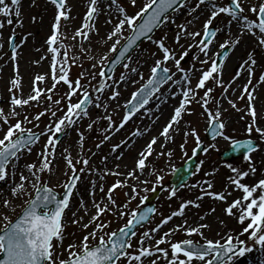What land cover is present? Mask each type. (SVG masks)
I'll return each instance as SVG.
<instances>
[{
	"label": "snow or ice",
	"instance_id": "6c2138e0",
	"mask_svg": "<svg viewBox=\"0 0 264 264\" xmlns=\"http://www.w3.org/2000/svg\"><path fill=\"white\" fill-rule=\"evenodd\" d=\"M136 2L137 0H131L133 6ZM21 3L22 0H10V3L6 2V0H0V17L5 18L0 20V29L5 27V23L11 25L13 23V16L17 18L21 17ZM246 3L248 5L247 7H245ZM51 4L55 6L56 14L52 24V33L46 40V44L49 46L47 51L52 54L51 79L53 80V84L46 90L42 89L38 85L39 82L45 80V76L37 75L34 78V87L31 93L26 98L22 95H17L16 92L21 88V80L17 66V76L11 80V87L8 89L11 93L10 110L6 113L4 108L0 107V120L3 121V125H0V132H2V135H0V182L7 183L9 180L13 181V186L10 191L16 198L25 194L29 196V199L25 202L22 214L15 222H12L7 216L4 217L6 222L3 228L0 229V232H2L0 234V257H2L0 258V264H146V262L147 264H158L161 257L167 264H231L234 258L243 257L246 253L253 250L246 240L240 239V236L244 234H248V239L254 245H258L261 250H264V178H260L255 183H248L245 180L246 177H249L250 174L257 171L255 164L252 162L251 154L256 152L259 146L254 144L251 138L237 140L226 135L224 131L226 124L220 119L221 111L219 107H217L215 112L208 109L209 98L213 92V88L206 87L209 81H212L214 84L223 85L220 79L222 65H218L215 59H212L209 65V59L207 58L210 45L213 44L218 33L223 31L221 27L214 24V21L221 14H224L229 18L225 25L226 29L230 30L229 26L233 23L238 25L237 32L239 35L235 41L222 43L220 45L221 49L227 48L230 43L239 45L244 35L255 37V46L264 49V0H256L255 3L252 0H229L228 4L222 5L217 4L216 0H148V3L132 15H129L125 8L120 6L118 0H110L108 5L109 8L115 5L118 12L123 14V17L118 19L113 25L112 31L107 35V40H114L108 51L117 54L114 60L109 62L112 67L116 63L123 61L126 58L128 50L142 37L151 40L152 37L149 34L160 26L162 17L165 21L172 20V17L168 15L169 10L174 12L183 10L186 4L191 5V11L188 13L189 16L198 14V10H208L202 32L189 31L188 25L192 23L191 21H188L186 24L177 25L178 33L175 36V43L180 45L182 38H191L193 41H196L195 44H189L188 48H199V51L204 53L206 57L201 61V64L208 65V67L206 70H201V75L198 78V83L195 85V88L189 86L182 90V99L179 105L175 107L174 114L160 135L164 137L165 141L171 139L170 131H178V129L174 128V125L180 123L186 112H191L188 106L196 99V90L205 89L203 97H201L203 101L202 107L207 113L208 124L212 129L213 139H216L217 136L222 137L225 140L231 141L234 151L245 150L243 159L248 162V170L236 168L231 164L227 165L234 174L228 178L230 184L233 186V191H239L241 195L234 198L225 208L226 214L235 217L238 223L242 225V230L235 235L232 233L222 235L219 240L215 241L205 238L204 243H198L193 239L172 242L170 238L176 232L183 231L189 237L193 235L203 237L202 230L210 227L206 223H200L198 226L192 227L188 225V221L185 219L174 228L164 232L158 239L156 238L155 234L159 233L164 225H167L173 217L184 216L185 209L190 205L197 208L200 207L198 201L202 200L204 196L219 201H227L228 197L232 195V192L227 189L221 192L211 191L214 188V184L211 180H206L204 182L206 187L201 186L203 195L198 196L195 201L188 200L183 202L178 210L173 211L171 215L164 217L158 224L144 230L139 235L137 234V226L143 222L150 223L151 215L156 213V208L147 207L143 211H140V205H137L136 209L129 211H121L120 209L121 207L128 209L131 201L139 195L137 186L130 184L129 181L133 179L139 180L140 174L148 167V158L153 155V146L157 144V138L153 137L147 143L146 150H141L138 153L135 158L134 167L129 171L120 173L105 169V174L111 172L113 175H123L124 179H118L107 189V202L97 203L93 199L92 203L96 211L91 215L87 223L81 224L82 229L87 230L91 227V231H88L78 244L75 242L69 243L66 248L63 246V241L66 238L65 228L67 227L66 210H70L74 190L82 178L77 172L83 173L85 171H91V169L87 168L89 159L82 158V163L85 167L77 169L70 156L65 157L67 165L71 169V175L67 182L63 184L64 193L62 198L59 199H57L52 188L48 187L45 183H41L39 173L45 171L50 172L52 170L56 155V146L60 143V134H66L67 129L76 125L85 116H88L89 105L94 104L95 107H104L106 110L108 101L116 100L120 95L118 83L126 80V77L120 75L118 80H114L111 84L107 83V80L112 79L109 75L112 67L105 64V61H108V56L102 55L99 61L98 73L81 72L77 78H71L69 59H71L72 63H76V57L70 58L68 56V50L62 42V29H67V24H62V20H69L70 8L67 5V0H51ZM102 11L100 0H89V6L82 27L75 31L72 39L82 37L84 40H90L89 33L95 29L94 21ZM32 19L33 21L36 20L35 17ZM106 22L112 23L111 20ZM125 28L130 30V35L127 37L123 35ZM197 37H201V39L196 40ZM13 38L14 34L9 37L10 44ZM121 39L125 41L124 44H121ZM166 40L167 36L153 41L161 50L163 59L155 61L154 66L151 68V78L147 84L139 92L132 94L131 100L126 105L127 113L118 127L112 123L111 116L107 117L109 127L106 129L103 141L111 138L107 133L122 129L135 112L148 103L153 93L158 91L160 84L172 79L171 75H169L170 69L163 66L167 61L173 60L175 67L179 71H185L181 67V60L189 55V51L185 50L180 54V58L177 59L174 50L166 46ZM0 47H3V45H0ZM61 48L64 49L63 57L58 60L57 57L61 55ZM83 51L88 50L83 49ZM11 59L13 61L17 59V46L12 47ZM127 59L130 61L131 57L129 56ZM244 65H248L246 69L249 74L247 83L250 85L252 84V76L257 65V60L254 58L252 52L248 54ZM97 66L96 63L92 64L93 69L97 68ZM105 68H108V72L105 71ZM123 68L129 69L133 73L137 72L136 68L129 67V63H124ZM86 76H90L91 80H96L97 76L99 77L97 85L93 87V91L96 93L103 94L106 88L112 89L111 94L105 101H101L100 95H97L94 99L91 97L89 88L92 85L86 79ZM141 78L143 77L141 76ZM184 80L188 81L190 85V78L187 74H185ZM259 81L264 82V74L259 76ZM61 82L67 86V92L60 98H54V90ZM223 90L225 93L228 91L227 88ZM254 91L255 89L249 91L247 86L243 88V92L247 94L248 101L246 110L251 117V123L247 125L246 132L249 137L253 133H256L259 139L264 140V127L259 126L258 123V111L254 104L256 100V96L253 95ZM42 97L50 102L43 111L38 112L33 119H29L27 115H24L22 120L16 119L14 123L12 122L13 118L20 116V113L16 110L17 108L23 109L33 101L39 104L42 102ZM73 97L77 98L75 102L73 101ZM240 99H244V96L242 95ZM62 101H66L63 107L61 106ZM199 102L197 101V103ZM229 103L233 108L236 107L233 101L229 100ZM65 108L66 111L64 110ZM57 112H60L61 115L57 116ZM46 114H50L53 119L50 120L43 131L37 133L32 128L24 127L25 121L32 124L33 120L38 122ZM93 123L88 124L89 130H92ZM34 127L38 128L39 123L34 124ZM139 134V129L133 133V135ZM189 134L195 137L197 145L193 149V154H195L200 148L201 139L197 134V130L192 128L190 133H184L185 143H187L186 138ZM42 136H47V141L42 151L38 154L39 164H26L25 168L30 175H25L21 171L19 182L17 183L15 179L18 171L17 161L20 160L25 150L30 153L32 146L38 143ZM79 139L82 148L84 141L83 132L79 133ZM124 143L127 144L128 141H124ZM100 146L101 144L96 145L97 148H100ZM119 148H121V144H116L112 147V151L116 152ZM183 148L184 144L181 145V149ZM204 151L206 152L207 149H204ZM65 152H67V149H65ZM159 155L163 156L165 153L161 152ZM166 155L171 157L172 152L169 151ZM104 160H107V157H104ZM77 163H81V161L78 160ZM116 167L119 168V165ZM155 171L153 169L150 175H154ZM65 175L68 174L65 173ZM208 175L213 176L214 172L208 173ZM162 180V176H157L156 184H161ZM28 183H31V187L35 192L34 198H32L31 193L27 190L26 185ZM142 183L147 184L148 181L144 180ZM124 187H130L131 191L125 193L128 199L121 205L118 204L113 194L117 189ZM193 187H196V185H193ZM100 191H105L103 186L100 187ZM144 191L147 192L149 189L145 188ZM151 191H156V188L153 187ZM175 195L176 190L173 188L171 190V196ZM147 199L148 197L146 195L140 197L141 204L147 201ZM10 203L11 201L7 199L3 200L5 207ZM80 207L84 208L87 213L85 202L82 198L80 200ZM211 211L214 212L215 209L213 208ZM107 213H111L117 219H122L125 216L129 218L116 231H105L112 223L111 220L106 221L104 219ZM72 216L73 220L71 222L74 224H80L83 220V217L77 218L76 211L72 212ZM204 218L203 216L200 217L201 220ZM133 238L136 240L135 244L133 243ZM162 244H165L166 247H160Z\"/></svg>",
	"mask_w": 264,
	"mask_h": 264
},
{
	"label": "rangeland",
	"instance_id": "374dc122",
	"mask_svg": "<svg viewBox=\"0 0 264 264\" xmlns=\"http://www.w3.org/2000/svg\"><path fill=\"white\" fill-rule=\"evenodd\" d=\"M21 3V17L17 18L15 16L12 17L13 23L11 25H8L5 23V27L3 29H0V45H3V47H0V55L2 52H4L6 55L12 56V51L9 50V37L13 36L16 37V41L14 46H17L20 48H23L22 51H26L27 49L32 48L33 43L29 42L31 40L30 35H32V28L38 23L39 16L41 14V9L43 7V4H48L51 7L50 12V18H53L56 14L55 6L51 4L50 0H26ZM105 1L110 3V0H100V7L105 3ZM6 2L10 3V0H6ZM121 7H124L126 12L129 15L135 14L138 12L146 3H148V0H137L136 4L133 6L131 4V0H118ZM253 3L256 2V0H252ZM24 4V8L23 7ZM217 4L222 5V2H217ZM67 5L70 8L69 13V19L71 18L73 23V28L78 29L82 27V24L84 22V17L86 15L87 8L89 6V0H67ZM247 3L245 4V7H247ZM112 10L116 12L117 17L122 18L123 14L118 12L115 5L112 6ZM207 10V9H206ZM191 11L185 9L182 10L179 13H175L171 15L172 20L165 21L163 26L159 31L156 32L154 37H152L151 40L143 43L140 45L130 56L131 60H127L126 63H129L130 68H136L137 72L133 74L129 69H124L123 65L113 74L112 79L107 80V83L111 84L114 80H118L120 75H124L126 79L129 76H132L134 79V83L131 86H128L123 88V81H120L118 83V91L120 92L119 96H124L123 98L128 99L126 102V105L133 94L134 91H136L146 80L147 76L151 73V68L154 66V63L156 60H162L163 55L161 50L158 48L157 44L153 41L160 40L163 37L167 36L166 40V46L170 47L174 50L176 54V58H180V54L184 52L185 50L189 51V55L185 57L184 59L188 58L185 63H183L184 59L181 60V67L184 68V72L179 71L174 64L173 60L167 61L163 66L170 69V71L173 74V77L170 81V84L168 85V88L166 90H162L160 94H158L151 103L148 104V106L153 105L154 102L162 97L165 96L168 92L172 91L174 87H178L177 83L182 82L186 83L184 80L185 74H187L190 78V85L188 83V87L191 86L195 88V85L198 83V78L201 74V70H206L208 65H202L201 61L204 60L206 57L204 53L199 51V48L192 47L191 49L188 48L189 44H195L196 41H193L191 38H182L180 41V45H177L175 43V36L178 33L177 25L180 24H186L188 21H191L192 23L188 25L189 31H201L203 29V24L205 23L208 15L207 11H201L198 10V14H193L191 16L188 15V13ZM101 15H98L94 21L95 29L93 31H96L99 29V27L102 25L98 24V20L100 19ZM33 17L36 18L35 21H33ZM5 19L4 17H0V20ZM115 18H109L108 20H111L112 23L105 22V25L107 26V30L109 32V27L111 25L115 24ZM107 20V21H108ZM229 18L221 14L220 17H217L216 21H214V24L218 25L223 29L221 33H218L216 39L213 41V44L210 45V51L208 54L209 59V65L211 63L212 59H215L216 54L218 53L219 47L222 43H225L226 41H235L239 33L237 32L238 25L233 23L231 26H229V29L225 28V25L227 24V21ZM174 21V22H173ZM66 21L62 20V24H65ZM48 28V27H47ZM89 33L90 40H84L82 37H76V39H71V34H67L66 36L63 35V45L68 50V56L76 57V63H72L71 59H69V64L71 65V71L70 76L71 78L75 79L78 77V75L81 72H99V61L102 55H107L108 60L113 55V53L109 52L108 49L110 48L111 44L114 42V40L110 41L108 44L104 46H99L98 41L96 39V34L94 32ZM130 32L127 28H125V31L123 33L124 37L127 36V34ZM49 31L48 29L45 30L44 36L48 35ZM72 33V32H71ZM95 36V37H94ZM115 39V38H114ZM200 37H197L196 40H199ZM123 39H121V42ZM59 43V42H58ZM256 39L255 37L251 35H244L239 45H233L229 44L228 47L231 48V51H241L239 53V56L237 57L236 63L233 65L232 69L230 70L231 73L223 82V85L214 84L212 81H209L206 87H212L213 92L211 93V96L209 98V104L208 109L212 112H215L217 110V107L219 106V103L221 102V98L227 99L226 101V108H221V117L220 119L225 122L226 128L224 129L226 135L229 137H232L233 139L237 140H244L251 138L253 141L259 146L258 150L254 153H252V162L255 164L257 171L253 174H250L249 177H246L245 180L248 183H255L260 178H264V174H259V158L264 153V140L259 139L258 134L253 133L251 137L246 132V127L249 123H251V117L246 113V105H247V94L243 92V89L240 88L236 92L233 88L237 86V83H233L232 81H227L230 79V77H234L237 72L242 70L244 72L243 77L248 76L247 68L248 65H244V61L247 59L248 54L250 52L253 53L254 58L257 60V65L255 66V79L252 78V84L254 83L259 84V77L256 79L257 75L264 69V49L257 48L255 46ZM71 45V48L70 46ZM183 45V47H181ZM69 48V49H68ZM83 49H87L88 51H83ZM70 50V51H69ZM254 51V52H253ZM19 51H17L18 53ZM61 56L63 57L64 49H60ZM96 53L97 57H95L94 60H92L91 53ZM36 58L35 56H32V54H28L24 61L28 63V65L31 63L33 64ZM107 61H105L106 64ZM96 63L98 66L97 68L93 69L92 64ZM11 64H14L13 62ZM235 69V71H234ZM141 76L143 78H141ZM86 79L90 81V84L92 87L89 88V92L91 97L94 99L97 95H100L101 101H105L107 97L111 94L112 89H105V92L103 94L96 93L93 91V87H95L99 81V77L97 76L96 80H91L90 76H86ZM125 84V83H124ZM263 91L261 92V95L259 97V105H264V83H262ZM224 88H227L228 91L225 93ZM242 89V90H241ZM250 91V86L248 87ZM55 91V97L54 98H60L64 93L67 92V86L64 85L62 82L61 84L57 85ZM175 91V89H173ZM196 99L192 102L191 105H189V109L193 110L192 114H189L186 112L183 115V118L181 119L180 123L178 124L177 128L178 131H175L172 138L169 140L168 148L163 149L161 152H164L165 155H157L156 157L152 158L148 162V167L143 171L142 173V180L139 186L137 187V191L139 195L136 199L132 200L129 204L128 209H123L121 207V211H129L131 209H136L137 205L141 206V200L140 197L142 196H149L151 193V189L153 187L157 188L159 185H164L168 181L172 171L180 166L184 161L191 157V154L193 152V149L196 146L195 137H193L191 134L187 136V143H185V132H191L192 128H195L197 130V134L201 137V143L204 145V149H207V151L203 152L198 157V166L192 176V178L189 180V182L176 191L175 196H171L170 188L167 187L165 191L160 195V197L155 202L156 205V213L151 218V222L148 223L144 228L137 231V234L139 235L144 230L151 228L158 224L164 217H167L171 215L173 211L178 210L179 206L188 200L195 201L198 196L203 195L201 192V186L206 187L205 181L211 180L214 184V188L211 189V191L221 192L227 189L228 191L232 192V195L228 197L227 201H219L215 200L211 197L204 196L202 200L198 201L200 204V207H193L189 206L185 209V215L184 216H177L173 217L171 221L167 225H164L163 228H161L160 232L164 233L168 231L171 228H174L177 224L182 223L183 220L187 219L188 225L195 227L198 226L200 223H206L210 227L203 229V237L199 235H193L189 237L185 232L179 231L176 232L170 239L172 242L176 241H182L184 239H193L194 241L198 243H204L205 238L211 239V240H219L222 235H226L228 233L237 234L242 230V225H240L237 221V219L233 216H229L225 212V208L227 207V204L230 203L234 198L238 197V192L233 191V186L229 182V177L234 175L231 172V169L227 167L228 164L233 165L236 168L248 170V162H246L243 158L234 160L231 163H225L222 162L219 158V153L222 150L227 149L231 145V141L225 140L222 137H217L215 140L206 142L203 138L204 131L207 128L208 125V116L207 113L204 111V108L202 107L203 101L201 100V97H203L205 89H197ZM177 90L175 91V93ZM244 96V99H240L241 96ZM118 96V97H119ZM11 93L8 91L6 93V98H10ZM77 98L73 97V101L75 102ZM180 100V99H179ZM229 100L233 101L236 104V107L233 108L232 105L229 103ZM112 101L109 100L108 103ZM197 101H200L197 103ZM177 102V100H176ZM50 102L47 101L45 98L42 97V102L37 104L36 102L31 103L29 106L24 107V109L20 110V116L13 118L12 122L14 123L16 119L22 120L24 115H27L29 119H33V117L40 111H43L45 107L48 106ZM66 103V101H62L61 106ZM157 105L160 103V99L155 102ZM178 104V102H177ZM222 104V103H221ZM220 104V105H221ZM120 109L117 113H115L112 110H105L104 107L97 108L94 104L89 105V115L85 116L83 119L79 120L81 124L76 127V125L72 126L71 128L67 129L66 134H60V143L56 146V151L59 152V154L62 157V163L64 167V171L60 172L59 175L55 178L53 181V178H50L49 175L52 172H55L57 168H52V170L45 171L43 173H39L41 176V183L47 184L48 187L52 188L55 192L58 194L62 193L64 191L63 184H65L71 175V169L67 165V161L65 157L70 156V158L73 160V163L75 164L77 169H80L82 167H85L82 163V158L89 159V165L87 168L91 169V171H85L83 173L77 172L78 175H80L82 178L77 184L75 192L83 190L86 194V200L90 201L89 198L92 197V199H98L101 198L103 195H106L107 189L111 187L113 183L117 181L116 176H109L104 173H93L95 170L98 171V164L99 160L102 157H105L108 153L113 152L112 147L116 144H123L124 141L128 140L125 139L128 134H132L138 129L137 123L142 120L144 117V113L148 111V108H145L144 112H141L140 114H137L136 116L132 117L125 126L120 131H112L110 133H107L111 136V138L107 141H103V136L106 134V129L109 127V121L107 120L108 116L112 117V123L117 126L120 122H122L123 117L125 116L124 110ZM156 106H152L153 111H150V116L154 115V110L156 109ZM66 111V108L64 109ZM171 114V111L169 112ZM61 113L57 112V116H60ZM153 118H148L150 121L154 120ZM53 119L50 114H46L44 117H41L40 121L33 120L32 124L24 122V127L26 128H32L34 132H41L45 129L46 125L50 122V120ZM90 120V123H93L92 130L88 129V121ZM82 121V122H81ZM77 122V123H78ZM39 123V127H34V124ZM0 125H3V121L0 120ZM6 127V126H4ZM75 127V128H74ZM261 127H264L262 125ZM73 129V130H72ZM83 132L84 134V141H83V147L81 148V142L79 139V133ZM117 133V134H116ZM116 134V135H115ZM47 141V136H42L38 143H36L34 146H32V151L29 153L26 150L23 152L21 158L17 163H24L25 165L28 163H34L36 156L42 151L45 143ZM103 141V143H101ZM75 144L76 150L74 152V155L70 154V150L72 145ZM101 144L100 148H97L96 145ZM184 144V148L181 149V145ZM215 145V147H213ZM122 146V145H121ZM193 147V149H192ZM65 149H67V152H65ZM192 150V152H191ZM171 151L172 156L168 157L166 155L167 152ZM160 152V153H161ZM191 152V153H190ZM95 153V155H93ZM98 153V154H97ZM187 153V155H185ZM81 161V163H77V161ZM130 166H132V163H130ZM153 169H155V174L150 175L151 172H153ZM199 169V170H198ZM213 176H209L208 173H213ZM67 173L68 175H65ZM93 173V174H92ZM100 174V175H99ZM28 175H30L28 173ZM157 176H162L163 180L161 184H156ZM147 180L148 183L144 184L142 181ZM94 182V185H93ZM132 182V181H131ZM100 185L103 186L104 192H101L97 189V187ZM193 185H196V187H193ZM8 184L0 182V202H2L3 198L5 197V193L8 192ZM27 190L31 195L33 194L34 190L31 187V183L26 185ZM147 188L149 191L145 192L144 189ZM120 190H116L114 192V198L117 200L118 204H123L127 201V197L125 193H128L131 191L129 187L119 188ZM98 190V191H97ZM76 193H74L75 196ZM94 194V195H93ZM8 198L11 203L9 204L8 208L3 210V214L0 215V229L3 228L4 223L6 222L4 220V217L7 216L11 221L15 219V217L18 216L20 211L25 206V202L29 199V196L27 194L16 198L12 194ZM171 197V198H170ZM73 198V197H72ZM105 202L106 198H105ZM73 204V203H72ZM78 204L75 203L73 207L75 209H78ZM72 207V205H71ZM215 209L214 212L211 211V209ZM14 209V210H13ZM82 208L79 209V211ZM67 211V210H66ZM95 208H93L91 215L95 213ZM78 213V212H77ZM205 217L203 220L200 219V217ZM67 217V212H66ZM91 217V216H90ZM89 218H83V220L80 222V224H74L71 223L69 220H66L67 227L65 228L66 238L63 241V246L66 248L69 243H79L82 237L88 232L91 231V227L87 230L81 228V224L87 223L89 221ZM128 216H125L122 219H117L114 217L111 213H107L104 216V219L111 220L112 223L109 225V228L105 231H116L119 227H122L123 224L128 219ZM223 221V223H221ZM240 239H244L247 241L248 245L252 247V251L249 253H246L243 257H237L234 258V260L231 262V264H264V258L262 260H253V258H257L255 255L257 253L259 254L261 250L258 245H254L251 240L248 239V234H244L243 236H240ZM95 243V241H93ZM133 243H136L135 238H133ZM160 247H166L165 244L160 245ZM66 255V254H65ZM249 255L252 256V259H249ZM158 264H167V262L164 263V261L159 260Z\"/></svg>",
	"mask_w": 264,
	"mask_h": 264
},
{
	"label": "bare ground",
	"instance_id": "6f19581e",
	"mask_svg": "<svg viewBox=\"0 0 264 264\" xmlns=\"http://www.w3.org/2000/svg\"><path fill=\"white\" fill-rule=\"evenodd\" d=\"M24 0L23 2H25ZM108 2H105L101 7L103 9L102 13L100 14V19L98 20V24L102 25L100 26L98 31H93L96 35V39L98 41L99 46H104L108 44L112 40H107V35L112 31L113 25L109 27V32L107 30V26L105 25V22L109 18H115V23L120 19V17H117V14L115 11L112 10V7H108ZM24 4L23 7L24 8ZM50 12H51V7L48 4H43V7L41 9V14L38 19V23L32 28V35H30L31 40L29 42L33 43L32 48L27 49L26 51H22L23 48H19L17 51V59L13 61L11 59V56L6 55L4 52L0 55V107L4 108L5 112L7 113L10 110V98H6V93L8 92V89L11 87V80L13 78H16L17 76V66H18V72H19V78L21 80V88L16 92L17 95H22L24 98H26L32 91V88L34 87L33 81L34 78L37 75H43L45 76V80L43 82H39V87L42 89H48L52 86L53 80L51 79V57L52 54L47 51L48 45L46 44V40L52 33V24H53V18H50ZM67 24V29H62L63 35L71 34V39L73 35L75 34V31L77 29L73 28V23L74 21L70 18L68 21L65 22ZM48 27V28H47ZM48 29L49 33L48 35L44 36L45 30ZM79 29V28H78ZM72 32V33H71ZM94 36V37H95ZM241 51H233L230 56L225 60V62L222 65V71H221V78H224L225 76H229L231 73V69L233 65L237 61V57L239 56V53ZM32 54V56H35V62L33 64H29L24 61V58L28 55ZM92 60L97 57L96 53L94 52L93 54L91 53ZM58 60L62 59V56L57 57ZM14 64H11V63ZM134 74V73H133ZM239 74V75H237ZM237 74H235V80L234 82L237 83V86L234 88V91L236 92L240 88L245 87L247 83V77H243V74L241 71H239ZM134 79L132 76H129L126 80L123 81V88L128 86H131L134 83ZM125 83V84H124ZM263 84H257L255 85L253 89L255 91L253 92V95L256 96V100L254 101L255 107L257 108L258 111V123L259 126L264 125V105L260 106L259 105V97L261 95V92L263 91V88H261ZM184 87L183 83H179L178 89L182 92ZM174 93H169L164 101L159 105V108L157 111L154 113L155 118L154 120L150 121L148 118H143L140 120L137 125L138 129L140 130L139 135H135L134 138L128 142L124 147L119 148L116 150V152H110L108 153L105 157H107V160H104V157H102L99 160V164L97 166L98 171L102 172L105 174V169L112 170V172H120V173H126L129 171L132 167H134L135 164V158L137 157L138 153L141 150H146V145L148 142L153 137L157 138V144L153 146L154 151L153 155L148 158L147 163L149 160L152 158L156 157L163 149L168 148V143L169 140L165 141L164 137L160 135L162 132L163 128L166 126V124L169 122L172 114V110L175 109L176 106V101ZM124 96H119L117 97L116 100H112L108 103V110H112L115 113H117L120 109H123L125 104H126V99L123 98ZM182 99V97H181ZM226 101L227 99L221 98V102L219 103V109L221 108H226ZM35 102V101H33ZM31 102V103H33ZM228 102V101H227ZM222 103V104H221ZM248 103V101H247ZM221 104V105H220ZM26 107V106H25ZM24 109V108H23ZM17 112L22 110L21 108L16 109ZM171 111V114L169 112ZM247 113V110H246ZM82 122V121H81ZM90 123V120L88 121ZM81 123L78 122L76 127H78ZM178 125H174V128H177ZM6 128V127H5ZM75 128V127H74ZM73 130V129H72ZM175 131H170V136L174 135ZM0 135H2V132H0ZM76 150L75 144L72 145L70 154L74 155V152ZM37 158L35 159L34 163L39 164V156H36ZM119 157V158H118ZM130 163H132V166H130ZM119 165V168L116 166ZM259 174L263 175L264 174V153L260 156L259 158ZM17 168L18 171L16 173V182H19V176L20 172L23 171L25 175H28V172L25 168L24 163H17ZM52 168H57L55 172L50 173L49 177L53 178L52 180L54 181L55 178L59 175L60 172L64 171L63 163H62V157L59 154V152L56 151L55 155V160H54V166ZM109 175L111 172L108 173ZM119 179H124V176L121 175L119 176ZM31 180V177H30ZM142 180V174H140V179L139 180H130V184H134L137 187L141 183ZM132 181V182H131ZM8 186V192L5 193V197L3 200L10 198L11 196V188L13 186V181L9 180L7 182ZM29 184V183H28ZM27 184V185H28ZM130 188V187H129ZM238 196L241 195L239 191ZM81 198L85 202V207L87 209V213L85 212V209L82 208V211H79L80 207V200ZM2 202H0V215L3 214V210H5L7 207L4 206ZM90 201L86 200V194L83 190L77 191L75 196H73L71 200V205L70 210L67 211V217L66 220H69L70 222L73 220L72 212L76 211L77 213V218L78 217H85L86 219L91 216V212L93 210V199L92 197L89 198ZM97 203L99 202H105L103 200V197L98 198L95 200ZM73 203V204H72ZM77 203L78 204V209L76 210L73 205ZM72 223V222H71ZM156 238L158 239L160 236L163 235V233L159 232L156 233ZM154 243V241H152ZM159 255V254H158ZM258 260L264 258V251L260 252L259 254L255 255ZM249 259H252V256L249 255ZM166 262L162 257L161 259ZM147 264V262H146Z\"/></svg>",
	"mask_w": 264,
	"mask_h": 264
},
{
	"label": "water",
	"instance_id": "95a60500",
	"mask_svg": "<svg viewBox=\"0 0 264 264\" xmlns=\"http://www.w3.org/2000/svg\"><path fill=\"white\" fill-rule=\"evenodd\" d=\"M243 153V150H241L240 152H239V154H233V151H231V153L230 152H228V153H225L224 155H223V158L225 159V160H232L233 158H235L236 156H239V155H241ZM193 165H194V162H191L190 163V166L193 168ZM191 171V170H190ZM181 172H183V169H181L180 170V172L178 173V174H180ZM190 174L188 173H183L182 175H181V177H180V179L178 180H176V182H178L177 184L179 185V184H181L182 182H184L187 178H188V176H189ZM152 200V199H151ZM150 200V201H151Z\"/></svg>",
	"mask_w": 264,
	"mask_h": 264
}]
</instances>
